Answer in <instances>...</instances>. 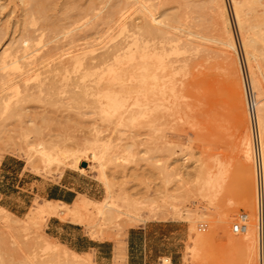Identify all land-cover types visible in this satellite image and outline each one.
Wrapping results in <instances>:
<instances>
[{"label": "rangeland", "instance_id": "1", "mask_svg": "<svg viewBox=\"0 0 264 264\" xmlns=\"http://www.w3.org/2000/svg\"><path fill=\"white\" fill-rule=\"evenodd\" d=\"M35 1L0 0V55L6 46L18 49L24 37L35 45L26 58L19 47V61L0 69V204L15 221L6 227L0 214V264H62L35 249L30 237L74 249L69 224L85 234L82 242L112 240L123 251L133 229L146 242L147 261L162 255L165 263L171 256L169 264H248L245 250L229 241L243 236L232 229L242 213L257 264V169L242 151L250 138L253 153L244 82L252 69L264 92V42L256 43L248 68L232 0L225 4L236 50L218 41L208 0ZM144 2L181 36L176 52L155 40H119L130 28L121 31L123 22L141 23ZM262 13L259 7L249 17L260 18L251 30L264 36ZM91 45L82 65L47 71L55 56ZM91 55L98 57L93 63ZM86 62L99 66L98 77L84 73ZM100 77L109 82L106 90L85 88ZM40 141L51 148L49 157L28 152ZM80 147L106 149L103 168L91 160L81 170L72 153ZM206 178L214 185L208 197L199 192ZM56 183L79 191L71 204L37 190ZM80 193L89 199L76 202ZM51 218L65 231L48 229ZM79 255L109 264L94 250Z\"/></svg>", "mask_w": 264, "mask_h": 264}, {"label": "bare ground", "instance_id": "2", "mask_svg": "<svg viewBox=\"0 0 264 264\" xmlns=\"http://www.w3.org/2000/svg\"><path fill=\"white\" fill-rule=\"evenodd\" d=\"M206 2H207V0H206ZM36 3H38V2H36ZM44 3L45 2H43V4ZM232 3H233V12L235 14L236 21H237L236 23H238V26L240 28L241 35H242V38H241L242 45L244 47V50L246 51V62H247L248 68L251 69V67H252L251 60H252V57H255V54L253 52H254V49L256 47V43H258V41L264 42V36L263 35L261 36V34H263V33H261L260 29L258 32L259 34L261 33L260 37H259V34L256 35V33H253L255 31L252 32V30H251L252 28L258 27L257 21L260 18H258V20L254 23L251 21L249 14L252 13V15H253V13L256 12L259 7H261L262 12H263L262 13L263 14L262 19H264V0H232ZM205 4H208L207 7L210 9V12L212 13V17L216 20L218 27L220 29L221 34H220V39L218 41L220 43H222V45H225L226 48L228 47V49L230 48L232 50H236V42H235L231 27H230L229 17L227 16V13H226L225 0H208V3H205ZM38 5H40V4H38ZM33 6H35V5H33ZM46 7H48V9L46 8V10H49V6H46ZM202 7H203V5H202ZM204 7L206 8V5ZM88 8H89L88 10L91 11V10L95 9V6L90 5ZM35 9H38V7ZM29 10H30V8H29ZM139 10L142 12L141 23H137V24L130 23L129 26L128 25L126 26L127 22H123V24L120 26L121 31L126 30L127 27H130V28H129V30H127V32L123 31V32H125L124 36L121 37L119 40L123 41V40L127 39L128 37L135 40V41H139V40L140 41H145V40H153L154 41L155 40V41H159L160 43H163V44H166V43L170 44L176 52V49L178 50V48H179L178 45L180 46V43H181V36L177 33V31L175 32L173 30L174 27H171L168 23H166L165 18H159L158 16H156L155 13L150 11L146 7L145 2L141 4V6L139 7ZM204 10H206V9H204ZM39 11H40V9H39ZM40 12H42V11H40ZM44 12H46V11H44ZM85 14L88 15V13H85ZM256 19H257V17H256ZM52 23H50V24H52ZM52 25H55V23ZM54 28H55V26H54ZM113 40H116V39L114 38ZM20 41H21V45L18 44L17 46L20 45L19 47H21L22 51L24 52V54L22 55V58H26V56L28 57L30 55V53L32 52L30 50V47H32V45H34V44H32L33 40L29 36V37H24ZM185 45H190V44H185ZM198 45H201V43H198L196 46H198ZM14 46L15 45H11L9 47L6 46L4 48L3 52L1 53L2 55H0V57H2V58H0L1 59L0 69L4 68L9 63L8 62L9 60L11 63H16L19 61L20 57L18 56L17 53L19 52V50L21 52V49H19V47L17 49L16 46H15V49H12V47H14ZM92 47H93L92 45L90 47H87V49H89V50L83 51L81 53H74V54H70V55H65V53H62L60 55L55 56L52 59H50V58L53 55H51V56L48 55V58L50 59V61L47 63V66L45 64L44 65L46 66L47 71L52 72V73L53 72L59 73L60 71L68 70V67L69 66L71 67L72 65H74L76 67L80 66V65H82L83 61H85V58H87L89 53H93V52H91L93 50ZM194 47H195V45H194ZM28 50H30V51L28 52ZM226 50L227 49H225V51ZM107 51H109V50H107ZM231 52H233V51H231ZM32 54H34V53H32ZM86 54H88V55H86ZM82 55L83 56L86 55V57H84L83 61L81 59V57L83 58ZM31 56H35V54L31 55ZM96 58H98L96 55H94V56L91 55L90 61L89 60L88 61L90 63L91 62L93 63L96 60ZM41 61H42L41 63H43V61H46V58L43 57V60L41 59ZM70 62H72V64ZM87 62L85 63V65L87 66V68H86L87 71L85 70L84 73L85 74H97L96 76L98 77L100 75L98 73V72H100V71H98L99 66H97V65L88 66L89 64ZM68 64H71V65H68ZM230 66H232V65H230ZM43 69H44V66H43ZM43 76H45V75H43ZM247 78L248 79L247 80L245 79V82H244L245 83L244 84L245 85V91L247 90V87H249V88L254 87L253 89H255L256 93H257V99H255L254 93H253V96H254V103H255V124H256L257 135H258V139H259V143H260V151H259L260 154L259 155H260V163H261V183H262V189H263V195H264V112H263V109H264V92H262L261 87L259 85V80L257 79V77L254 74V71L252 69H251V74ZM101 80H102L101 77L99 79L93 78L94 83L90 82L89 84L85 85V88L86 89H93V91H96V92H102V91L106 90V88H108L109 82L107 83V82H103ZM246 102H247V99H246ZM2 103L3 102L1 101L0 105ZM247 110H248V107H247ZM0 111H1V109H0ZM248 114H249V110H248ZM249 117H250V115H249ZM250 123H251V117H250ZM92 145L97 147L93 143H92ZM48 146H47V144L45 145V142L40 141L38 143H34V145L32 144L31 147L28 149V152L29 153L35 152L41 156L49 157L51 154V148ZM88 146H91V145L89 144ZM95 150L87 151V148L81 149V147H80L76 151L72 152L73 155L75 156V162L81 163V167H80L81 170H85L87 168L86 166H91V164H90L91 160H94L100 167L103 168L104 163L102 161L103 155H101V151L102 150L105 152H107V151H106V149L105 150L102 149L99 152L98 148H97V151H95ZM131 150H132V148H131ZM242 151H243V154L247 160H251L252 157H254V160H255V152H254V148H253V153H252V146H251V139L250 138H246L244 140L243 146H242ZM87 162H88V164H87ZM83 163H85L86 165H83ZM257 180H258V173H257ZM213 189H214L213 182L210 180H207V178H206V181L199 186L200 194L203 196H207V197L212 196V194L214 192ZM0 214L7 216V218L4 222V225L6 227H13L15 225V221L11 216L12 212L9 211L7 208H5L1 204H0ZM241 233H243V236L241 238H236V237L230 235L229 241L231 242V244H233L235 246H240L245 250V252L247 253L246 255L248 256V258L246 259L247 262H245V263H248V264L252 263L253 264L254 261H252V260L255 256V254L253 256V253L255 251L254 250L255 249L254 248L255 242L253 239H255V237L253 238V236H252L253 233L250 230V227H248V225H247V229ZM32 236H34V235H32ZM32 236L30 237L31 238L30 239L31 245L35 249L39 250L40 252H42L46 256L51 257L52 259H54L55 261H57L59 263H62V264H95V263H92L90 258L81 257L79 255V252H76L75 250L69 248L67 245L61 246L56 241L53 242L50 239H43L41 237L39 238L37 235L34 236V238L32 239ZM257 242H258V240H257ZM257 263H258V261H257Z\"/></svg>", "mask_w": 264, "mask_h": 264}, {"label": "crops", "instance_id": "3", "mask_svg": "<svg viewBox=\"0 0 264 264\" xmlns=\"http://www.w3.org/2000/svg\"><path fill=\"white\" fill-rule=\"evenodd\" d=\"M64 179V176L63 178ZM62 182L64 180H61ZM34 182H39L38 179H35ZM38 192L46 196L49 201H58L64 204H71V202L76 197L77 192L73 187L67 186L65 183H56L53 186L46 190L44 187H38ZM81 197H85L89 199L84 194H79L76 199V202L82 199ZM61 222L53 223L52 218L49 220L48 229H52L56 233H62L61 231H65L63 226H60ZM78 224V223H76ZM64 225V224H63ZM71 226L66 227V232L72 236V240L74 242L73 250L80 253H88L91 250H94L95 255L98 258H101L103 263L109 264H169V260L172 261L171 256H166V263L162 261V255H156L153 261L146 260V242L145 240L138 241L137 234L135 230L131 229L128 231L126 239H125V250L118 247L116 250V244L112 240H96L88 237V242H82L81 238L84 237V233L81 229H79L75 224H69ZM77 234V236H76ZM81 237V238H79ZM72 249V248H71ZM123 253V254H122ZM123 255V256H121ZM116 257H122L123 260L121 262H115ZM172 263V262H171Z\"/></svg>", "mask_w": 264, "mask_h": 264}, {"label": "built area", "instance_id": "4", "mask_svg": "<svg viewBox=\"0 0 264 264\" xmlns=\"http://www.w3.org/2000/svg\"><path fill=\"white\" fill-rule=\"evenodd\" d=\"M247 107L251 117V131L253 138V148L255 152V165L258 173L257 180V264H264V195L261 183V163H260V143L257 135V128L255 124V103L254 96L251 89L247 87L246 90ZM248 215L242 213L239 220L233 224V231L236 233L244 232L247 229Z\"/></svg>", "mask_w": 264, "mask_h": 264}, {"label": "water", "instance_id": "5", "mask_svg": "<svg viewBox=\"0 0 264 264\" xmlns=\"http://www.w3.org/2000/svg\"><path fill=\"white\" fill-rule=\"evenodd\" d=\"M83 165H86L85 163H83Z\"/></svg>", "mask_w": 264, "mask_h": 264}]
</instances>
